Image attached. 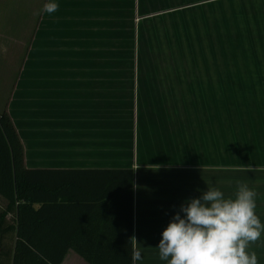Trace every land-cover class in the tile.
Wrapping results in <instances>:
<instances>
[{
  "label": "crops",
  "instance_id": "1",
  "mask_svg": "<svg viewBox=\"0 0 264 264\" xmlns=\"http://www.w3.org/2000/svg\"><path fill=\"white\" fill-rule=\"evenodd\" d=\"M44 2L0 0V30L23 31L6 47L0 81L12 87L0 111L13 120L27 168L133 169V251L143 249V264H162L153 247L183 201L207 182L232 195L225 170H264V0H57L51 15ZM179 11L187 31L196 19H222V27L232 19L231 31L247 34L235 51L255 56L232 60V82L246 83L226 93L240 102L232 121L219 119L218 106L205 98L216 91L191 90L190 75L127 72L121 35L139 37V19ZM134 61L143 66L138 56ZM257 199L263 208L264 194ZM71 208L63 209L71 221H61L67 236L79 217ZM62 264L89 263L70 250Z\"/></svg>",
  "mask_w": 264,
  "mask_h": 264
},
{
  "label": "trees",
  "instance_id": "2",
  "mask_svg": "<svg viewBox=\"0 0 264 264\" xmlns=\"http://www.w3.org/2000/svg\"><path fill=\"white\" fill-rule=\"evenodd\" d=\"M134 187L130 168H27L23 143L4 108L0 111V264H62L70 250L89 264H131ZM71 207L79 217L67 229L73 236H67L61 221H71L63 216V209L70 213Z\"/></svg>",
  "mask_w": 264,
  "mask_h": 264
},
{
  "label": "rangeland",
  "instance_id": "3",
  "mask_svg": "<svg viewBox=\"0 0 264 264\" xmlns=\"http://www.w3.org/2000/svg\"><path fill=\"white\" fill-rule=\"evenodd\" d=\"M211 22L209 23V21ZM222 19H196L192 23V30H185L186 19L184 11H179L173 16L147 18L139 23L142 25L143 32L136 34L121 35L120 41L127 44L128 73H159L163 77L169 75L177 76L183 80L184 75H190L192 81L191 90L197 89L210 93L212 90L217 92L215 97H205L210 104L218 106L219 119L232 121L234 119L233 107L239 106V101L233 95H227L233 85H245L246 83L232 82L236 77L233 72L232 60L239 57L253 58L255 54L248 48L236 53L235 45L241 42H249L246 39V33H233L231 27L232 19H227L230 25L222 27L218 22ZM18 22L12 19L11 23ZM209 23V24H208ZM6 29V28H5ZM3 31L0 40L4 41L5 46L0 47V68L7 65L6 47L12 46L16 38L23 36V31L18 33V27L15 30L7 27ZM9 30L11 33L7 32ZM7 33V35H5ZM137 38L139 44L137 47ZM255 41V39L253 40ZM260 50L257 49L258 53ZM242 56H241V55ZM143 66H136V58ZM188 62L184 64V60ZM123 68V67H122ZM242 70V67H241ZM169 74V75H168ZM2 75L0 71V76ZM4 77L1 79L3 80ZM12 82L0 81V109L7 106L10 98V89ZM248 85V83H247ZM220 89H223L224 92ZM222 91L225 95L220 96ZM235 92V91H234ZM227 93V94H226ZM226 98V99H225ZM225 99V103H224ZM210 106V105H209ZM222 107L223 112L220 110ZM5 108V107H4ZM3 110V109H2ZM207 115L205 114V117ZM237 171L225 170V186L236 185L237 181L248 183L254 188L257 197L264 194V170L258 169L251 171L248 169H236ZM258 200V199H257ZM257 203V214L264 221V206L259 208ZM256 246V249L254 248ZM255 249L259 257V264H264V239L253 243L251 249Z\"/></svg>",
  "mask_w": 264,
  "mask_h": 264
},
{
  "label": "clouds",
  "instance_id": "4",
  "mask_svg": "<svg viewBox=\"0 0 264 264\" xmlns=\"http://www.w3.org/2000/svg\"><path fill=\"white\" fill-rule=\"evenodd\" d=\"M57 0H45L42 11L51 15ZM198 197L183 201L161 233L162 264H259L251 245L264 239V221L257 214V193L237 181L232 195L207 182ZM143 249L134 250L131 264H143Z\"/></svg>",
  "mask_w": 264,
  "mask_h": 264
}]
</instances>
